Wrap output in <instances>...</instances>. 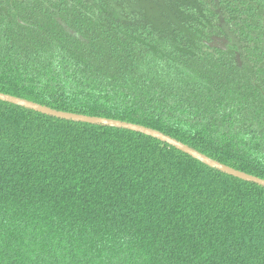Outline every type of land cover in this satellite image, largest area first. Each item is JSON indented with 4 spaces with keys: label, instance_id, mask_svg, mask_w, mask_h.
I'll use <instances>...</instances> for the list:
<instances>
[{
    "label": "trees",
    "instance_id": "obj_1",
    "mask_svg": "<svg viewBox=\"0 0 264 264\" xmlns=\"http://www.w3.org/2000/svg\"><path fill=\"white\" fill-rule=\"evenodd\" d=\"M0 93L264 180V0H0ZM0 264H264V188L0 101Z\"/></svg>",
    "mask_w": 264,
    "mask_h": 264
},
{
    "label": "water",
    "instance_id": "obj_2",
    "mask_svg": "<svg viewBox=\"0 0 264 264\" xmlns=\"http://www.w3.org/2000/svg\"><path fill=\"white\" fill-rule=\"evenodd\" d=\"M0 101L42 114L45 116L60 119V120L71 121V122H76V123H84V124H90V125H100V126H106V127L135 132V133L150 137L152 139H155L163 144H166L176 149L177 151L189 156L190 158L198 161L199 163L211 169H214L220 173L226 174L228 176L239 179L241 181L252 183V184H255V185H258L264 188V180L248 175L246 173L237 171L226 165H223L197 152L196 150L189 148L188 146L182 144L181 142L169 136H166L158 131L152 130L150 128H146L140 125L131 124V123H127V122H123L119 120L84 116V115H79V114L57 111V110L48 108L46 106L36 104L34 102H30V101L17 98L14 96H10L7 94H3V93H0Z\"/></svg>",
    "mask_w": 264,
    "mask_h": 264
},
{
    "label": "flooded vegetation",
    "instance_id": "obj_3",
    "mask_svg": "<svg viewBox=\"0 0 264 264\" xmlns=\"http://www.w3.org/2000/svg\"><path fill=\"white\" fill-rule=\"evenodd\" d=\"M155 1H157V0H155ZM158 2H159V0H158Z\"/></svg>",
    "mask_w": 264,
    "mask_h": 264
}]
</instances>
